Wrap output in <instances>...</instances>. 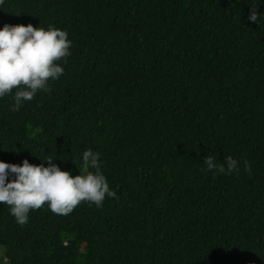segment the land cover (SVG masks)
<instances>
[{"label": "trees", "instance_id": "16d2710c", "mask_svg": "<svg viewBox=\"0 0 264 264\" xmlns=\"http://www.w3.org/2000/svg\"><path fill=\"white\" fill-rule=\"evenodd\" d=\"M5 23L72 44L50 91L0 98V160L76 175L92 149L116 197L0 204V264H264V0H4Z\"/></svg>", "mask_w": 264, "mask_h": 264}, {"label": "clouds", "instance_id": "9594fccd", "mask_svg": "<svg viewBox=\"0 0 264 264\" xmlns=\"http://www.w3.org/2000/svg\"><path fill=\"white\" fill-rule=\"evenodd\" d=\"M3 3L0 0V5ZM247 18L256 23L259 15L251 11ZM71 44L67 31L52 25L47 28L33 27L31 23L0 26V98L16 89L11 111H18L38 90L50 91L49 81L63 73V59L70 55ZM98 157L99 153L92 149L83 151L82 167L76 175L61 170L53 162L54 156L43 160L38 157L41 161L38 164L28 159H22L19 164L0 160V204L9 206V213L19 225L28 222L30 210L45 203L51 212L59 215H68L81 201L100 207L105 196L115 198L116 193L109 188ZM203 163L214 175L239 170L232 156L225 157L224 163H217L216 157L208 154L203 157Z\"/></svg>", "mask_w": 264, "mask_h": 264}, {"label": "rangeland", "instance_id": "374dc122", "mask_svg": "<svg viewBox=\"0 0 264 264\" xmlns=\"http://www.w3.org/2000/svg\"><path fill=\"white\" fill-rule=\"evenodd\" d=\"M1 263H2V264H7V260L4 259Z\"/></svg>", "mask_w": 264, "mask_h": 264}]
</instances>
